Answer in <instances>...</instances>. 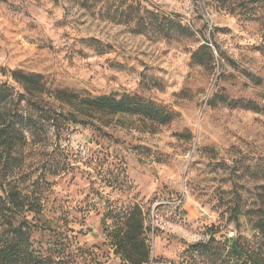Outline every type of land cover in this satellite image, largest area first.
<instances>
[{"label": "rangeland", "instance_id": "374dc122", "mask_svg": "<svg viewBox=\"0 0 264 264\" xmlns=\"http://www.w3.org/2000/svg\"><path fill=\"white\" fill-rule=\"evenodd\" d=\"M203 46L211 54L193 63ZM13 71L41 75L48 93L137 94L173 119L85 118L48 93L20 99ZM2 85L13 95L0 102V121L24 120L19 169L7 180L41 199L30 219L42 253L121 264L107 229L134 206L148 264H222L193 248L200 243L264 249V0H0ZM2 169L0 159V180Z\"/></svg>", "mask_w": 264, "mask_h": 264}, {"label": "trees", "instance_id": "16d2710c", "mask_svg": "<svg viewBox=\"0 0 264 264\" xmlns=\"http://www.w3.org/2000/svg\"><path fill=\"white\" fill-rule=\"evenodd\" d=\"M214 1L225 5L228 0ZM171 25L172 23L168 24V32L171 30ZM177 26L184 36H193L192 31L181 23ZM202 50L211 54L210 49L203 46L192 54L193 63L202 64L200 59ZM11 75L23 90V93L16 92L20 99L31 101L35 95L48 93L41 75L22 71H13ZM48 94L85 118L98 115H130L157 126L169 124L173 119V114L164 106L137 94H126L120 98L112 95L93 98L67 89H55ZM12 95V88L6 85L0 86V102H7ZM222 102L228 103L225 98ZM228 104L233 108L259 110L252 102L230 101ZM17 116L18 119L12 124L6 125L0 121V159L8 169L1 170L3 175L0 180V189L3 192V196H0V264H72L64 257L42 253L34 247L35 230L32 222L34 219L30 217L37 214L33 207L38 206L36 204L41 199L22 193L17 182L8 183V172L11 176L17 167L19 169V166L15 165L16 157L12 158V155L23 140V134L16 124L24 120L23 117ZM70 117L77 122L75 113H71ZM257 229H261V225ZM107 236L114 254L120 257L121 264H148L151 261L152 249L146 234L145 216L139 206L115 213L112 227L110 230L107 229ZM193 248L202 254L211 253L215 259L223 258L222 264H264V249L261 246L253 247L239 240L227 241L223 247L200 243ZM224 251H226L225 255H223Z\"/></svg>", "mask_w": 264, "mask_h": 264}]
</instances>
